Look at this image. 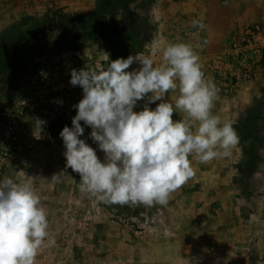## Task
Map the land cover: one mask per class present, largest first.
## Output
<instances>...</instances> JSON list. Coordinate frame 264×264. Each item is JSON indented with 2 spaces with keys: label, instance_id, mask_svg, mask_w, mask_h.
<instances>
[{
  "label": "clouds",
  "instance_id": "9594fccd",
  "mask_svg": "<svg viewBox=\"0 0 264 264\" xmlns=\"http://www.w3.org/2000/svg\"><path fill=\"white\" fill-rule=\"evenodd\" d=\"M191 27L203 31L206 25L198 18ZM200 48L190 41L171 42L127 58L109 60L105 53L106 66L87 62L72 69L70 84L83 90V98L73 105L72 127L60 132L66 164L51 180L59 181L71 169L80 176L79 191L100 203L163 206L195 175L194 162L230 158L241 138L233 121L213 112L220 90L205 76ZM137 63L138 68L131 67ZM169 93L178 95L169 101ZM138 101L145 103L134 111ZM178 113L182 117L174 119ZM81 121L105 154L103 162L81 139ZM46 123L35 120L39 129ZM49 223L32 177L0 180V264H36L40 250L56 243Z\"/></svg>",
  "mask_w": 264,
  "mask_h": 264
},
{
  "label": "rangeland",
  "instance_id": "374dc122",
  "mask_svg": "<svg viewBox=\"0 0 264 264\" xmlns=\"http://www.w3.org/2000/svg\"><path fill=\"white\" fill-rule=\"evenodd\" d=\"M158 1L135 0L124 7H115L101 23L102 25H99L93 17L91 21L70 20L73 16L90 14L99 0H0V39L6 38L7 34H25L21 52L18 53L16 46H9L0 54V82L4 85V91H0V104L17 92L16 90L11 93L8 89L12 82L20 89L22 86L30 85L36 77L40 76L31 70V66L39 61L47 60L48 68L56 67L60 72L68 74L72 69L79 70L85 67L87 62L89 65L100 61L106 66L105 53L109 55V60L127 58L129 54L126 50L118 54L119 50L121 51L119 45H124L127 38L131 39L137 50H146L150 43L149 36L154 31L148 20ZM86 49L88 50L87 58L85 57ZM258 68L264 70V49L260 55ZM142 108L143 105L137 103L136 111ZM234 127L241 138L239 146L242 148L241 171L238 178L230 184H221L220 194L212 201L196 198L202 192V185L198 179H195V183L188 182V187L184 185L182 188L183 205L188 207L208 205L219 209L218 214L214 213V217L210 215L203 217L204 221L213 219L217 223V229L214 231L216 250L203 251V257H201L203 263L197 260V263L189 264H208V256L211 254L217 256L216 261L211 264H264V152L262 150L264 149V98L247 115L241 117ZM81 139H86V142L97 150V155L103 162L105 154L99 150L98 144L93 142L90 136H82ZM58 142L62 144L63 150L60 166L56 170L61 172L66 164L63 140L53 139L42 147H54ZM17 164L20 165V163ZM195 168V175H200L201 168ZM7 170L8 168L0 173V180L5 177ZM63 175H75L79 178V174L71 169H67ZM79 183L80 180L72 186L76 187V191H79ZM91 198L90 206L93 210L101 206L109 210L108 221L113 227L112 232L119 229L136 240L150 235L149 227L157 223L162 225L167 221L164 215H155L149 210L167 207L168 203L151 207L121 206L103 204L94 197ZM74 216V219L80 217ZM52 217L48 214L50 223ZM64 217L74 222L72 215L65 214ZM187 217L189 221L200 222L194 214ZM94 220L93 216L86 215L84 221L91 223ZM209 224L206 222L204 226L209 228L211 226ZM188 227L191 226L188 225ZM62 233L64 237L61 236V241L73 240L72 230L66 228ZM82 233L87 235L89 231L84 230ZM66 246H68L67 243ZM61 250L64 248L61 249L55 245L41 249L36 264H67V261L42 262L47 256L51 258L52 254L61 253Z\"/></svg>",
  "mask_w": 264,
  "mask_h": 264
},
{
  "label": "crops",
  "instance_id": "0c3cea01",
  "mask_svg": "<svg viewBox=\"0 0 264 264\" xmlns=\"http://www.w3.org/2000/svg\"><path fill=\"white\" fill-rule=\"evenodd\" d=\"M198 18L203 19L206 25L203 31L191 27V21ZM148 22L154 28L149 36L150 43L146 50L138 52L147 54L153 45L164 47L171 42L190 41L193 45L200 44L201 48L198 50L205 76L213 80V60L227 49L233 32L256 24L264 28V0H159ZM161 59V55L155 58L157 63ZM131 67L138 68L139 64ZM174 95L178 93H169L165 99L170 101ZM263 98L264 70L258 68L255 77L244 81L238 93L232 96L219 95L213 112L223 120L233 121L235 125ZM160 102L157 101L156 104ZM144 103L145 101H138L139 105ZM182 115L178 113L174 115V119L181 118ZM53 139L59 141L62 138H52V141ZM241 149L240 146L234 149L230 158H217L207 164L194 162L195 167L201 168V174L194 175L187 183H195V179L201 183L202 192L196 198L212 201L220 194L221 184H230L238 178L242 163ZM62 150L59 142L54 147H41L20 165L8 168L5 175L16 180L32 177L42 203L48 214L53 216L49 231L55 237V246L64 250L57 255L52 254L51 258L47 256L42 262L189 264L202 261L203 251L216 250L214 231L217 223L213 219L204 221L203 217H214L219 209L208 205H183L181 196L184 185L171 194L169 206L149 210L155 215H164L167 218L162 225L157 223L149 227L150 235L136 240L122 230L116 229V232H112L113 227L108 221L109 210L103 206L93 210L90 206L91 196L76 191L75 186L72 187L79 182L80 176L77 178L75 175H62L57 182L51 180L53 174L59 173L56 169L60 166ZM187 183L185 185L188 187ZM65 214L72 215L74 222L65 218ZM190 214L196 215L200 222H190L187 217ZM74 215L80 216L79 219H74ZM86 215L93 216L95 220L91 223L85 222ZM206 222L210 223L209 228L204 226ZM66 228L74 234L71 241H61V236L64 237L62 232ZM84 230L89 231V234L82 233ZM211 255L208 256V264L217 259L216 255Z\"/></svg>",
  "mask_w": 264,
  "mask_h": 264
},
{
  "label": "built area",
  "instance_id": "2783aa9c",
  "mask_svg": "<svg viewBox=\"0 0 264 264\" xmlns=\"http://www.w3.org/2000/svg\"><path fill=\"white\" fill-rule=\"evenodd\" d=\"M263 49L264 29L260 25L233 32L227 49L212 64L219 95L232 96L239 92L244 81L252 79ZM70 79L71 72L64 74L56 67L47 68L30 85L22 86L0 104V173L14 163L24 162L28 154L52 140L48 134L50 124L83 98V90L73 87ZM36 118L47 123L36 128Z\"/></svg>",
  "mask_w": 264,
  "mask_h": 264
},
{
  "label": "trees",
  "instance_id": "16d2710c",
  "mask_svg": "<svg viewBox=\"0 0 264 264\" xmlns=\"http://www.w3.org/2000/svg\"><path fill=\"white\" fill-rule=\"evenodd\" d=\"M135 0H99L97 3L96 8L90 13L86 15H77L70 18L73 22H78L80 20H92L91 17L96 19L97 23L99 25H102L105 18L108 16L110 11L113 10L115 7H124L126 4L133 2ZM56 15V14H55ZM6 38L2 37L0 39V54L2 51H6L7 47H15L18 49V53L22 51L23 49V43L25 42V34L17 35V34H7L5 35ZM119 37V36H118ZM6 39V40H5ZM120 40V39H119ZM131 39H126V42L124 45H119L118 54L120 55L123 50L128 51L129 55H134L139 50L135 48V46L130 41ZM48 68V61H39L36 64L31 66V70L34 74L38 75L42 72H44ZM14 82H12L11 87H8L11 93L15 92L19 89L18 85H13ZM5 84V83H3ZM4 91V85L0 82V91ZM78 104V103H77ZM153 109L156 107V105H150ZM77 114V110L75 108H72L66 115L60 116L56 118L49 126L48 134L51 138H61L60 132L63 130L65 126L72 127V118ZM82 127L85 128L84 135L90 134L91 128L86 126L83 121H81Z\"/></svg>",
  "mask_w": 264,
  "mask_h": 264
}]
</instances>
